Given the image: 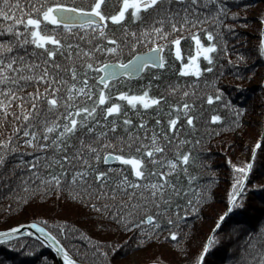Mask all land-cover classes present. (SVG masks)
Returning a JSON list of instances; mask_svg holds the SVG:
<instances>
[{"label":"snow or ice","instance_id":"6c2138e0","mask_svg":"<svg viewBox=\"0 0 264 264\" xmlns=\"http://www.w3.org/2000/svg\"><path fill=\"white\" fill-rule=\"evenodd\" d=\"M225 14L240 19L224 0H119L116 5L110 0H0V128L7 129L0 136V190L21 191L17 207L37 194L41 200L55 195L85 206L99 219L97 227L114 224L139 233L138 248L158 239L167 226L166 236L179 246L181 237L191 235L181 225L191 229L188 220L212 198L200 172L210 165L200 159L205 153L197 151L201 140L194 134L208 123L206 108L213 103L232 110L230 101L222 103L225 93L215 79L207 92H200L196 82L202 73L213 72L217 52H227L214 40L222 34L205 23L211 20V27L219 28ZM258 24L264 29V11ZM109 25L118 31L110 32ZM188 28L195 29L190 39L196 54L181 60L177 75L169 72V64L175 62L173 53L181 58L184 37L177 33ZM260 36L258 51L264 56V30ZM198 57L207 68L199 66ZM181 78L193 84L181 85ZM244 111L236 106L231 122ZM212 113L211 121L225 120ZM258 147L264 148V136L252 145L253 155ZM229 164L234 176L225 209L213 217L189 264H214L209 257L226 251L222 230L248 207L253 162ZM253 187L264 191V185ZM22 235L48 244L62 264H121L122 245L82 236L66 221L49 224L37 215L14 223L0 230V244L12 248ZM258 235L264 248V229ZM76 236L88 240L86 251L71 244ZM40 264L49 261L45 257ZM146 264L164 262L153 258ZM233 264H264V254L242 256Z\"/></svg>","mask_w":264,"mask_h":264},{"label":"trees","instance_id":"16d2710c","mask_svg":"<svg viewBox=\"0 0 264 264\" xmlns=\"http://www.w3.org/2000/svg\"><path fill=\"white\" fill-rule=\"evenodd\" d=\"M224 2L228 5V12L239 13L240 19H233L225 14L221 17L219 28H212L211 20L205 21L210 30L222 34L214 36V40L218 48L226 46L227 52L223 54L217 52L214 57L213 72L202 73V78L196 82L200 85V92H207L211 90V83L215 79L217 86L221 87L225 93L222 103L230 101L232 110L229 112L213 103L210 109L206 108L209 114L208 123H201L198 131L194 134L201 140V144L196 146L197 151L205 153L200 159L203 164L210 165V167L201 168L200 172L202 174L201 183L204 186H210L212 198L203 205V211L199 216L194 220H188V223L193 226L191 229L181 225V230L184 233L191 232V235L187 239L181 237L178 246L170 237L166 236L170 231V228L166 226L161 230L158 239L146 247L138 248L137 242L140 239V234L135 230L124 232L114 224L97 227L99 219L94 214H90L89 208L66 201L63 197L53 195L51 198L41 200L40 194H37L35 198L31 196L25 198L26 200L31 199V203H21L17 207L16 196L22 195L19 190H0V229L21 221H31L35 219V216L40 215L47 219L49 224L66 221L69 225L79 228L82 236L91 237L112 246L122 245L117 258L121 264L125 261L131 262L133 259L140 263L153 258L163 261L164 264H189L190 258L199 248L204 234L212 228L213 217L225 209L224 201L234 176V170L231 169L229 160L232 162L235 159L233 154L239 150L242 138H248V151H251L255 141L264 136V84H262L264 82V56H261L258 51L261 39L260 31L264 30L258 24V16L261 11H264L261 8L262 0H224ZM110 3L116 5L119 0H110ZM202 11L204 10L202 9ZM208 12L215 18L214 8H209ZM224 25L231 26V29ZM200 27L203 28V25ZM109 31L117 32L118 29L109 25ZM193 34H195V29L192 28L177 33L184 37L180 42L181 58L176 60L173 53L171 59L175 62L169 64V72L175 70L179 75L178 65L181 60L186 63L188 56L196 54L195 44L190 39ZM174 38V36H170V39ZM201 40L206 43V37L201 35ZM239 57H243V59H239ZM229 60L232 61V64L228 63ZM197 62L202 69L208 67L207 61L202 57H198ZM234 66L238 67V73ZM171 78L176 79L175 76ZM133 79L135 82L137 78ZM179 83L191 85L193 80L181 78ZM232 85L241 87L233 88ZM176 99L178 97L173 98L170 102H175ZM236 106L245 109V111L240 119L233 124L229 118H235ZM213 109L224 116L225 120L222 122L211 121L210 115L213 114ZM6 134L7 129L0 128V136ZM251 160L253 167L250 179L247 181L249 191L245 193L248 207L236 217L230 218L226 230H222L226 251L221 249L209 257L214 264H233L242 256L250 258L264 254V248L261 247L258 235L264 229V191L253 187L254 185H264V148L258 147L255 154L252 153ZM113 166L118 167L119 162ZM9 208L12 211H8ZM242 229L247 231L241 234ZM249 237H253V239L249 240ZM229 240L230 243H228ZM71 244L81 251H86L89 247L88 240L82 239L81 236H76ZM246 244L254 247L247 248ZM41 245L37 244L35 239L27 236L19 238L18 243L13 240L12 248L0 244V261H3L4 264H40V260L46 257L49 264H59L51 252ZM34 248L35 251H33ZM233 253L235 255H232ZM221 257L223 258L221 259Z\"/></svg>","mask_w":264,"mask_h":264},{"label":"rangeland","instance_id":"374dc122","mask_svg":"<svg viewBox=\"0 0 264 264\" xmlns=\"http://www.w3.org/2000/svg\"><path fill=\"white\" fill-rule=\"evenodd\" d=\"M248 137V135H247ZM242 143H239V150L234 154H236L234 156L233 154V157H235V159H233L232 163H237V164H241V163H244V162H247L248 160H251V155H252V150L251 151H248V138H242L241 140ZM131 261H135V264H139L138 262H136L135 259L131 260ZM141 263V262H140Z\"/></svg>","mask_w":264,"mask_h":264},{"label":"water","instance_id":"95a60500","mask_svg":"<svg viewBox=\"0 0 264 264\" xmlns=\"http://www.w3.org/2000/svg\"><path fill=\"white\" fill-rule=\"evenodd\" d=\"M25 222H27V221H21L18 223H25ZM0 230H3V229H0ZM22 236H27V235H22ZM27 237H30V236H27ZM30 238L35 239L34 237H30ZM41 243L44 247H46L51 252V254L55 257L57 262L59 264H62V257L58 253H56L55 250L53 248H51L48 244L43 243V241H41ZM139 264H146V263H139Z\"/></svg>","mask_w":264,"mask_h":264},{"label":"bare ground","instance_id":"6f19581e","mask_svg":"<svg viewBox=\"0 0 264 264\" xmlns=\"http://www.w3.org/2000/svg\"><path fill=\"white\" fill-rule=\"evenodd\" d=\"M40 244H42L41 242H40ZM147 262V261H146ZM146 262H141V263H146Z\"/></svg>","mask_w":264,"mask_h":264}]
</instances>
